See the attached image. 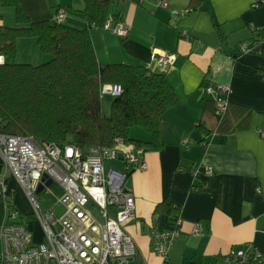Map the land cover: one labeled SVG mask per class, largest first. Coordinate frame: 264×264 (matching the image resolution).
<instances>
[{
  "label": "crops",
  "instance_id": "obj_1",
  "mask_svg": "<svg viewBox=\"0 0 264 264\" xmlns=\"http://www.w3.org/2000/svg\"><path fill=\"white\" fill-rule=\"evenodd\" d=\"M165 1L167 7L155 0H109V20L123 25L127 35L90 29L101 65L144 66L164 74L179 100L161 124L163 149L142 153L136 148L147 167L126 181L136 201V216L125 225L137 249L136 264H226L224 257L238 249L264 256V0ZM19 2L33 22L53 23L63 11L70 27L88 26L85 0ZM2 25L17 26L15 11H4ZM20 43L40 61L34 38L18 40L17 59ZM160 52L173 62L160 66L153 60ZM219 84L230 87L221 125L215 98L206 91ZM104 97L112 103V96ZM133 131L137 137L142 133L136 140H149L146 131ZM113 163L109 168L125 171L121 160ZM4 175L21 213L16 221L23 223L30 205L0 153ZM164 201L178 208L176 222L155 213ZM7 216L0 196V228ZM26 224L32 229L30 220ZM39 232L41 239L40 227ZM159 232L177 233L166 256L153 248Z\"/></svg>",
  "mask_w": 264,
  "mask_h": 264
},
{
  "label": "trees",
  "instance_id": "obj_2",
  "mask_svg": "<svg viewBox=\"0 0 264 264\" xmlns=\"http://www.w3.org/2000/svg\"><path fill=\"white\" fill-rule=\"evenodd\" d=\"M85 1L88 26L79 29L64 23L33 22L19 0H0V20L1 10L12 8L17 24L0 27V55L6 58L0 64V133L31 136L39 143L59 147L72 145L84 152L113 147L120 138L142 153L158 152L164 147L161 124L166 113L179 105L177 94L166 75L144 66L99 63L90 29L103 28L113 19L109 17L110 2ZM21 38L36 39L50 60L41 65L19 63L17 43ZM105 85L122 89L120 96L113 97L109 116L103 112L101 91ZM213 104L221 125L229 107L220 115L216 101ZM135 128L146 131L149 140L131 138ZM57 185L39 193L47 208L62 194ZM6 203L20 213L12 193ZM177 212L170 201L158 204L155 210L174 222Z\"/></svg>",
  "mask_w": 264,
  "mask_h": 264
},
{
  "label": "built area",
  "instance_id": "obj_3",
  "mask_svg": "<svg viewBox=\"0 0 264 264\" xmlns=\"http://www.w3.org/2000/svg\"><path fill=\"white\" fill-rule=\"evenodd\" d=\"M155 1L167 7L165 0ZM55 19L62 24L66 14L60 11ZM104 28L120 36L128 33L123 25H112L111 20ZM153 60L164 67L173 62V57L160 52L153 55ZM4 62L0 58V64ZM206 91L214 96L218 113L225 114L228 102L224 96L230 93V87L219 84L208 86ZM121 92L120 85H105L101 91L103 96L112 97ZM0 153L8 172L23 190L42 234L36 241L33 230L16 221L20 213L6 203L10 192L5 183L7 176H1L0 196L5 200L8 216L0 228V264H136L137 249L124 227L136 216V201L126 188V181L129 174L147 166L133 145L119 138L113 147L84 152L72 145L59 147L39 143L31 136L0 133ZM119 160L125 171L107 169L106 162ZM208 173H212V168ZM44 175L62 189L57 202L47 209L38 194ZM58 207L63 209L61 216L56 214ZM198 231L196 227L195 232ZM175 236L177 233H155L154 251L166 256ZM223 260L226 264H264L262 254L243 249L232 250Z\"/></svg>",
  "mask_w": 264,
  "mask_h": 264
},
{
  "label": "rangeland",
  "instance_id": "obj_4",
  "mask_svg": "<svg viewBox=\"0 0 264 264\" xmlns=\"http://www.w3.org/2000/svg\"><path fill=\"white\" fill-rule=\"evenodd\" d=\"M6 10L14 11V9H12V8L2 9L1 10L2 15L4 14V11H6ZM53 20L56 23V19L54 18ZM64 24L69 26V24L67 22H64ZM11 27H16V26L12 25ZM19 46H20V54H19V57L17 59V61L19 63H27V64H32V65H41V64H44V63H46V62H48L50 60V56L49 55H45L42 52H40L39 50H38V52H39V54L41 56L40 61L33 60L32 57H31V54H29V53H31V50H30L31 48L29 46H26V45L24 47V46H22V44L19 45ZM103 110H104V113L107 116L110 115V112H111V97H104V99H103ZM134 130H138L140 132H145L143 129H139V128H135ZM131 136H133L136 139V138L142 136V133H140L138 135V137H137V134H135L134 131H132L131 132ZM111 166H114L113 162H106L107 169L109 167H111ZM42 205H43V203H42ZM43 206H44L45 209H47V206H45V205H43ZM27 212L29 214L26 217L23 218L25 220L23 222L26 224L30 220V227L35 231V240L39 241L40 240L39 225H38V222L36 221L35 217L32 216L33 213L31 211V207H29Z\"/></svg>",
  "mask_w": 264,
  "mask_h": 264
},
{
  "label": "water",
  "instance_id": "obj_5",
  "mask_svg": "<svg viewBox=\"0 0 264 264\" xmlns=\"http://www.w3.org/2000/svg\"><path fill=\"white\" fill-rule=\"evenodd\" d=\"M42 182L44 183V185H43V184L40 185V187H39V189H38V194L41 193V192L43 191L44 186L50 188L51 185L54 184L53 179L49 178L48 175H44V177H43V179H42ZM62 213H63V209H62L61 207H58V208L56 209V214H57L58 216H61Z\"/></svg>",
  "mask_w": 264,
  "mask_h": 264
},
{
  "label": "clouds",
  "instance_id": "obj_6",
  "mask_svg": "<svg viewBox=\"0 0 264 264\" xmlns=\"http://www.w3.org/2000/svg\"><path fill=\"white\" fill-rule=\"evenodd\" d=\"M48 188V187H47ZM44 190V189H43ZM21 215V214H20Z\"/></svg>",
  "mask_w": 264,
  "mask_h": 264
}]
</instances>
